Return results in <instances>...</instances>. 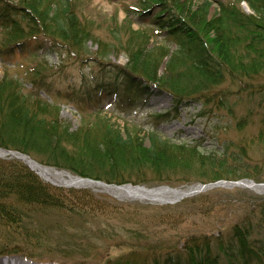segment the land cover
Instances as JSON below:
<instances>
[{"label": "trees", "instance_id": "trees-1", "mask_svg": "<svg viewBox=\"0 0 264 264\" xmlns=\"http://www.w3.org/2000/svg\"><path fill=\"white\" fill-rule=\"evenodd\" d=\"M240 1L242 0H218L211 13L210 7L214 0H202L197 4H191L187 0H136L138 5L126 10V18L131 13L136 14L138 19L150 15L153 27L133 28L131 24L135 22L131 19H127L125 25L118 22L109 28L112 38L108 45L125 51L129 62L132 61L135 65L143 61L146 68H142L138 76L148 81H157L159 87H167L179 101L195 96L205 97L208 102L217 106L219 100L223 99L218 107L223 106L224 94L220 91L214 93L211 87L228 76L237 82L247 78L248 81L240 85V88L243 89L246 84L250 85V89L254 86V92L260 98L259 104L264 107V82L257 86L254 84L260 74L264 77V0H243L253 13H246L240 7ZM17 2L11 4L8 0H0V27H5L6 36L4 44L26 50L31 43L30 39L37 40L38 46L35 49H42L46 41H51L53 45L63 42L67 45L65 49L74 53L73 50L80 48L88 38L90 30L86 26L82 10L86 3L81 0ZM162 61H165V71L157 76L156 66ZM138 70L130 67L128 73H138ZM128 73L126 72V76ZM133 78V75H128L124 90L133 83ZM117 83L109 86L104 82L94 81L93 89L80 93L82 96L75 95V89L72 88L65 91L69 96L68 102L77 104L81 117L94 115L101 119L99 122L103 129L100 142L96 150L88 148L86 144L75 145L74 160L54 157L57 160L52 161L53 164L43 163L108 183H147L150 180L141 176L148 167L157 175L171 167L164 164L166 159L163 160L161 154L165 146H170L174 149L186 148L189 152L199 154L196 162L201 170L196 182L221 178L235 180L240 177L261 181L248 170L251 165L244 153L232 151L234 148L228 142L218 145L217 149L198 153L196 145L188 146L183 141L175 143L173 139L160 137L152 128L146 129L126 119L119 127L115 120L122 117L115 116L111 110L102 106L105 92H119L120 86H116ZM17 86L21 87L18 80L9 78L6 74L0 80V95L7 104L4 110L5 120L0 121V147L21 150L30 153L28 155L41 153L45 150L44 145H51L65 137V127L59 120V113L55 112L58 103L46 97L41 98L38 91L25 92L21 90L22 87L19 89ZM136 88L140 91L145 90L146 86L137 83ZM44 92L52 94L49 88ZM105 113H110L112 117L101 115ZM170 117V113H165L155 118L157 121H165ZM37 132L41 135L39 141L35 138ZM69 134L67 131L66 137ZM256 136L258 141L264 143V112ZM146 140L148 145L144 143ZM40 142H43L42 148L36 146ZM140 162H149V165L145 166ZM154 179L167 181L169 177ZM87 191L48 184L17 159L0 160V221L7 225L19 224L23 238L31 244L41 240L43 228L37 225L27 226L32 223L30 217L33 215L52 212L64 213L62 215L68 220L71 218L70 214H88L95 218L94 212L99 209V202L89 199L91 195ZM195 200L191 197L182 203ZM258 200L260 204L255 205L250 213L264 206V196ZM202 205L203 202L195 203L196 214H206L201 210ZM204 210L209 211L211 207ZM260 214L259 223L264 225V210ZM170 215V212L161 213L157 219L159 224L172 229L173 224L183 220V217ZM150 225L152 224L149 223L148 226ZM231 229V237L220 246L223 257L212 255L210 240L201 230H182L175 235H164L148 245L140 243L146 234L136 232L137 235L131 236L135 242L131 245L133 249L139 247L155 252L152 264H181L179 257L170 254L164 260L159 259V251L178 247L180 244L186 251L185 264H264V235L251 237L252 226L246 218L232 223ZM0 248H6L3 242H0ZM107 264L131 263L108 259Z\"/></svg>", "mask_w": 264, "mask_h": 264}, {"label": "rangeland", "instance_id": "rangeland-1", "mask_svg": "<svg viewBox=\"0 0 264 264\" xmlns=\"http://www.w3.org/2000/svg\"><path fill=\"white\" fill-rule=\"evenodd\" d=\"M8 1L11 4L18 3V0ZM81 1L86 3V5L83 4V18H85L90 33L84 44L80 48L77 47L76 51L73 50L75 54L69 53L65 49L67 45L63 42L53 45L51 41H46L42 49H35L38 46L37 40L30 39L31 43L26 50L12 44H4L5 27H0V80L6 74L9 78L18 80L22 89L19 86L17 88L22 91H38L41 98L46 97L58 103L55 112L59 113V120L65 127L63 132L65 137L62 140L53 142L51 145H44V151L30 155L32 159L57 170L67 171L72 176L83 177L68 169L47 165L53 164L52 161L57 160L54 157L68 161L76 159L73 148L75 145L86 144L88 148L96 150L97 144L100 142L101 129H103L99 122L101 119L94 115H82L84 118L81 117L77 111V104L68 102L69 96L65 94V91L73 87L75 95L82 96L80 93L93 89V80L104 82L105 85L118 82L116 86L122 88L128 80V75H133L129 93L124 92L125 94H120V96L119 94L116 96L107 94L104 101V107L107 110H111L117 117L118 115L122 117L115 120L119 127L126 119L146 129L152 128L159 133L160 137L173 139L172 141L175 143L183 141L182 143H187L188 146L196 145L198 153L217 149L218 145H225L228 142L234 148L232 151L244 153V157L251 165L248 170L261 179L259 182H264V143L256 139L264 107L259 104L260 98L254 92V86L250 89L248 87L250 85L246 84L243 89L240 88V85L248 81L247 78L237 82L226 76L227 78L225 77L221 83L211 87V91L214 93L220 91L221 94H224L225 103L223 106L218 107L223 99H220L216 106L208 102L207 98L196 96L185 98L180 102L167 87H159L157 81L158 84L153 80L148 81V79L138 76L142 68H146L143 61L135 65L132 61L129 62L125 51L108 45L112 38L109 28L118 22L125 25L127 19H131L135 22L131 24L133 28L151 29L153 27L150 15L138 19L136 14L131 13L126 18V10L138 5L136 0ZM187 1L197 4L202 0ZM216 1L218 0L212 2L211 13L217 6ZM240 7L251 13L245 3L241 2ZM164 64L165 61H162L156 66V68L158 67L155 68L157 76L165 71ZM130 67L138 68V73H128ZM262 76L263 74H260L257 77L254 82L255 86L264 82ZM31 81L33 82L31 83ZM136 82L146 86L142 95L135 92ZM46 88H49L52 94L45 93ZM14 93H16L15 88ZM131 97L134 101L131 108L117 109L116 105H113V100L121 99L127 102ZM0 107L2 110V112L0 110V121H3L7 104L1 95ZM160 113H170L171 117L165 121H157L155 117ZM101 115L108 118L111 116L110 113ZM111 120L113 121V118ZM130 129L133 131L132 128ZM67 131L70 133L68 137H66ZM40 137L41 135L37 132L35 138L39 141ZM144 143L148 145L147 140ZM42 144L43 142H40L36 146L42 148ZM16 151L30 154L21 150ZM37 151L40 152V150ZM161 154L163 160L166 159L164 164L167 163L171 167L159 175L154 174L153 170L148 167L142 172L141 178H146L150 180L149 182L106 183L112 185L130 183L148 188L163 185L186 188L197 183L195 180L198 179L199 170H201L196 162L199 154L189 152L186 148L182 150L170 146H165ZM127 156L130 157V154ZM8 159H14V157H10L8 154L0 156V160ZM44 161L50 163H43ZM148 163L140 162L145 166H148ZM131 175L134 174L131 173ZM154 177H169V179L158 181ZM39 178L52 184L40 176ZM241 178L248 177L237 179ZM55 186L73 190H88L87 192L91 195L89 199L93 198L99 202V209L94 212L96 217L92 218L88 214L82 216L70 214L71 218L68 220L62 215L64 213L50 212L39 216L38 214L33 215L30 217L32 223L27 226H43L40 234L41 240L34 244L23 238L19 224L7 225L0 221V242H3L6 247L0 248V260L15 259L25 264H107L108 259H119L131 264H152L155 252L144 248L139 249V247L133 249L131 243L135 242L131 236L137 235L136 232H144L146 235L141 238L140 243L148 245L164 235H175L176 232H182V230H201L210 240L209 249L212 255L223 257L220 246L231 237L232 223L243 218L248 219L251 223V237L264 235V225L259 223L260 213L264 210V206L256 208L254 213H250L255 205L260 204L258 198L263 197L264 192H257L240 185L217 186L182 196L175 201L162 202L119 197L97 187ZM191 197L196 199L195 203L203 202L201 210L206 213L205 215L194 212V202L182 203ZM178 204L181 205L177 206ZM206 207H211V210H204ZM164 212H170L172 214L170 216L183 217V220L178 224H173V228L169 229L170 226L159 224V220H157L158 216ZM149 223L152 225L148 226ZM169 254L179 257L181 264H185L186 251L182 244L159 251V255H161L159 259L164 260ZM29 256L32 259L27 258Z\"/></svg>", "mask_w": 264, "mask_h": 264}, {"label": "bare ground", "instance_id": "bare-ground-1", "mask_svg": "<svg viewBox=\"0 0 264 264\" xmlns=\"http://www.w3.org/2000/svg\"><path fill=\"white\" fill-rule=\"evenodd\" d=\"M28 165L33 168L37 173L48 181H53L62 184H71L73 186H90L101 188L110 194L118 195L119 197L138 198L148 201H173L176 198L184 196L188 191H192L194 187L176 188V187H154L148 188L145 186L122 184V185H105L92 180L80 179L77 176H72L66 171L57 170L52 167L40 164L29 157H23ZM243 185L254 189L255 191H263L260 185L253 184L249 181H244ZM198 186V185H197ZM196 186V187H197ZM0 264H25L15 259L0 260Z\"/></svg>", "mask_w": 264, "mask_h": 264}, {"label": "water", "instance_id": "water-1", "mask_svg": "<svg viewBox=\"0 0 264 264\" xmlns=\"http://www.w3.org/2000/svg\"><path fill=\"white\" fill-rule=\"evenodd\" d=\"M6 153H9L11 156H15L14 153L10 150H7ZM16 158H21V156L17 155ZM25 163H27V162L25 161ZM84 180H87V179H84ZM250 182H252L253 184H256V185L264 186V183H254L253 181H250ZM54 184L60 185L61 183H54ZM219 185H221V186H234V185H243V183L241 181H235V182H232V181H216V182L207 183V184H196L193 186L194 189L192 191H188L184 195H191V194L196 193L198 191L205 190V189L212 188V187H216Z\"/></svg>", "mask_w": 264, "mask_h": 264}]
</instances>
